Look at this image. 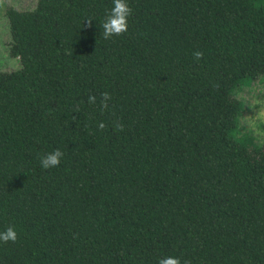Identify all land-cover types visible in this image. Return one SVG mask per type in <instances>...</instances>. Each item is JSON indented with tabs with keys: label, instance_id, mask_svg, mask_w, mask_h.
<instances>
[{
	"label": "trees",
	"instance_id": "obj_1",
	"mask_svg": "<svg viewBox=\"0 0 264 264\" xmlns=\"http://www.w3.org/2000/svg\"><path fill=\"white\" fill-rule=\"evenodd\" d=\"M127 3L110 39L113 0L7 9L23 65L0 71V231L18 232L0 264H264V143L238 97L264 77V0Z\"/></svg>",
	"mask_w": 264,
	"mask_h": 264
},
{
	"label": "rangeland",
	"instance_id": "obj_2",
	"mask_svg": "<svg viewBox=\"0 0 264 264\" xmlns=\"http://www.w3.org/2000/svg\"><path fill=\"white\" fill-rule=\"evenodd\" d=\"M39 0H0V71H15L22 68V60L10 52L12 32L7 17L10 6L33 9ZM245 110L241 118V131L252 132L259 143H264V77L239 91Z\"/></svg>",
	"mask_w": 264,
	"mask_h": 264
},
{
	"label": "clouds",
	"instance_id": "obj_3",
	"mask_svg": "<svg viewBox=\"0 0 264 264\" xmlns=\"http://www.w3.org/2000/svg\"><path fill=\"white\" fill-rule=\"evenodd\" d=\"M133 9L127 3V0H113V7L108 12L105 17L103 24L101 25L103 29V37L105 39H110L113 36H121L125 34L129 29V17L132 15ZM94 17H87V26L91 27L92 20ZM196 60L203 58V52L195 51L193 53ZM111 100V95L108 92L101 93L99 100V106L101 110H107L109 107V101ZM89 104H97V97L95 95H89L88 97ZM77 112L79 109L77 108ZM98 127L103 130L106 125L104 122H100ZM113 127L117 131L124 130V124L119 120L113 121ZM64 156V153L57 148L53 152H50L42 157H40L41 167L44 169H52L59 167L61 160ZM18 240V232L13 226L7 227L4 231H0V242L15 243ZM158 264H190V261H181L179 257L168 256L161 258L158 261Z\"/></svg>",
	"mask_w": 264,
	"mask_h": 264
}]
</instances>
